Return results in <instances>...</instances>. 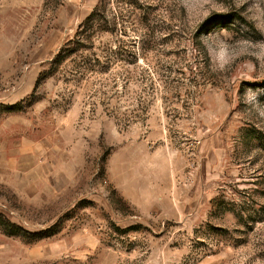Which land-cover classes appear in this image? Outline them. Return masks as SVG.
<instances>
[{"label":"rangeland","instance_id":"obj_1","mask_svg":"<svg viewBox=\"0 0 264 264\" xmlns=\"http://www.w3.org/2000/svg\"><path fill=\"white\" fill-rule=\"evenodd\" d=\"M262 137L264 0H0V264H264Z\"/></svg>","mask_w":264,"mask_h":264},{"label":"trees","instance_id":"obj_2","mask_svg":"<svg viewBox=\"0 0 264 264\" xmlns=\"http://www.w3.org/2000/svg\"><path fill=\"white\" fill-rule=\"evenodd\" d=\"M100 1H102V0H99V2ZM98 9H99V7H98V5H96L94 8H93V10L91 11V13L85 18V20L83 21V23H82V25L81 26H86L87 25V23L89 22V21H92L93 20V18H96L97 16H98ZM78 34V33H77ZM76 34V35H77ZM63 56L61 57V54H60V52L57 54V56L55 57V63H57V64H60V62L63 60ZM259 140L261 141V140H263V141H261L260 142V146H261V148L263 149V151H264V137H262V138H259Z\"/></svg>","mask_w":264,"mask_h":264}]
</instances>
